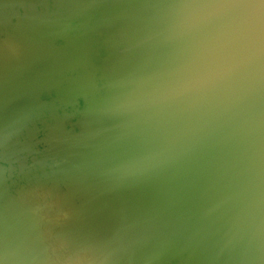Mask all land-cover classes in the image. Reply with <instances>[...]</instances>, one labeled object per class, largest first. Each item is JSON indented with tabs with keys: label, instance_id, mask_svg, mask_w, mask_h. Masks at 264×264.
I'll use <instances>...</instances> for the list:
<instances>
[{
	"label": "water",
	"instance_id": "obj_1",
	"mask_svg": "<svg viewBox=\"0 0 264 264\" xmlns=\"http://www.w3.org/2000/svg\"><path fill=\"white\" fill-rule=\"evenodd\" d=\"M0 264H264V0H0Z\"/></svg>",
	"mask_w": 264,
	"mask_h": 264
}]
</instances>
